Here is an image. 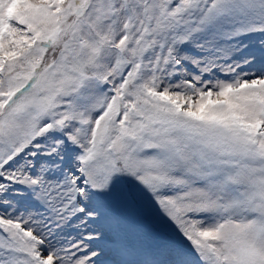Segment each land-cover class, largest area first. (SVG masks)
<instances>
[{
	"label": "snow or ice",
	"instance_id": "6c2138e0",
	"mask_svg": "<svg viewBox=\"0 0 264 264\" xmlns=\"http://www.w3.org/2000/svg\"><path fill=\"white\" fill-rule=\"evenodd\" d=\"M0 264H264V0H0Z\"/></svg>",
	"mask_w": 264,
	"mask_h": 264
},
{
	"label": "rangeland",
	"instance_id": "374dc122",
	"mask_svg": "<svg viewBox=\"0 0 264 264\" xmlns=\"http://www.w3.org/2000/svg\"><path fill=\"white\" fill-rule=\"evenodd\" d=\"M257 67H259V63L257 64ZM149 214H150V218H152L153 220H158V214L155 211V209H151Z\"/></svg>",
	"mask_w": 264,
	"mask_h": 264
}]
</instances>
